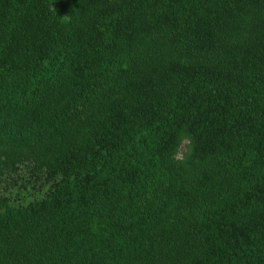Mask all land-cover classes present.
<instances>
[{
  "label": "trees",
  "instance_id": "trees-1",
  "mask_svg": "<svg viewBox=\"0 0 264 264\" xmlns=\"http://www.w3.org/2000/svg\"><path fill=\"white\" fill-rule=\"evenodd\" d=\"M0 264H264V0H0Z\"/></svg>",
  "mask_w": 264,
  "mask_h": 264
},
{
  "label": "rangeland",
  "instance_id": "rangeland-1",
  "mask_svg": "<svg viewBox=\"0 0 264 264\" xmlns=\"http://www.w3.org/2000/svg\"><path fill=\"white\" fill-rule=\"evenodd\" d=\"M183 151V147H181V149H180V152L179 153H181Z\"/></svg>",
  "mask_w": 264,
  "mask_h": 264
}]
</instances>
